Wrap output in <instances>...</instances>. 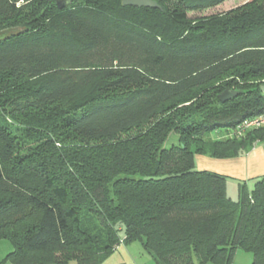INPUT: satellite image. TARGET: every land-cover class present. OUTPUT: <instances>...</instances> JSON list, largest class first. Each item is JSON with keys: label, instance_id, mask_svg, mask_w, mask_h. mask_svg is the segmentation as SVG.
Listing matches in <instances>:
<instances>
[{"label": "trees", "instance_id": "16d2710c", "mask_svg": "<svg viewBox=\"0 0 264 264\" xmlns=\"http://www.w3.org/2000/svg\"><path fill=\"white\" fill-rule=\"evenodd\" d=\"M154 1L0 0L3 262L103 264L141 242L156 264H264V176L235 201L197 166L264 142L239 134L264 115V0L197 18L227 0Z\"/></svg>", "mask_w": 264, "mask_h": 264}, {"label": "crops", "instance_id": "0c3cea01", "mask_svg": "<svg viewBox=\"0 0 264 264\" xmlns=\"http://www.w3.org/2000/svg\"><path fill=\"white\" fill-rule=\"evenodd\" d=\"M197 166L200 170L224 174L230 180L237 182L245 181L249 185L256 178L264 176V142L256 144L248 154L236 158L214 159L206 156H198ZM11 251L12 247L10 243L0 241V264H12L10 262H3ZM146 258V255L141 249L135 248L132 245L122 244L103 264H156L153 263V259ZM74 263L77 264V262H71L70 264Z\"/></svg>", "mask_w": 264, "mask_h": 264}, {"label": "rangeland", "instance_id": "374dc122", "mask_svg": "<svg viewBox=\"0 0 264 264\" xmlns=\"http://www.w3.org/2000/svg\"><path fill=\"white\" fill-rule=\"evenodd\" d=\"M252 0H227L225 1L222 5L214 8V9H210V10H206L202 13H192L190 14V17L192 18H197V17H205V16H211V15H216V14H223V13H226V12H229L233 9H236L238 7H241L243 5H245L246 3L250 2ZM9 31H4L2 33H0V36L1 34L4 35V34H8ZM177 140V137L174 135L171 137V139L167 142V146H170L172 145L173 142H176ZM229 188H228V194L230 195V197L233 199V200H238V182L235 181V180H229ZM253 185H254V182H250V184L248 185L249 188H253ZM123 236V235H122ZM132 246H134L135 248H139L141 249V251L146 255V259H153L152 257H150V255L144 250L141 242H134L132 244H130ZM141 259V258H139ZM138 259V260H139ZM153 263H155L154 260H152ZM151 261V263H152ZM253 261H254V256L252 253L250 252H246V251H243V250H239L232 262L230 264H253ZM76 264V263H74Z\"/></svg>", "mask_w": 264, "mask_h": 264}, {"label": "water", "instance_id": "95a60500", "mask_svg": "<svg viewBox=\"0 0 264 264\" xmlns=\"http://www.w3.org/2000/svg\"><path fill=\"white\" fill-rule=\"evenodd\" d=\"M71 3L72 0H57V4L60 8H64ZM122 4L124 7L160 9V6L154 0H122ZM261 90L264 92V86L261 87ZM238 94V92L227 90L219 96V99L224 103L234 98Z\"/></svg>", "mask_w": 264, "mask_h": 264}, {"label": "built area", "instance_id": "2783aa9c", "mask_svg": "<svg viewBox=\"0 0 264 264\" xmlns=\"http://www.w3.org/2000/svg\"><path fill=\"white\" fill-rule=\"evenodd\" d=\"M263 125H264V115H262L258 118H255V119L247 120L243 123V125L239 129V134H241L242 132H245L247 130H251L253 128L261 127Z\"/></svg>", "mask_w": 264, "mask_h": 264}]
</instances>
